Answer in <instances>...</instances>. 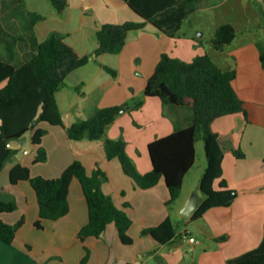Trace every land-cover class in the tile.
<instances>
[{
  "label": "crops",
  "instance_id": "1",
  "mask_svg": "<svg viewBox=\"0 0 264 264\" xmlns=\"http://www.w3.org/2000/svg\"><path fill=\"white\" fill-rule=\"evenodd\" d=\"M202 2L203 0L196 11L203 8ZM20 4L17 0H11L12 7L15 5L19 8ZM30 12L34 11L27 13ZM59 15L70 26L53 33L65 37L81 55L91 56L87 64L68 74L66 85L56 93L65 125L68 126L77 119H87L96 108L120 105L134 98L133 96L139 97L138 101H142V106H132L117 116L108 127L107 136L126 141L127 152L140 173L151 171L148 144L171 134L176 128H186L192 122L191 109H187L188 113L184 111L187 106L169 107L158 97L144 95L147 81L154 73L162 54L174 55L170 54V49L175 36L147 23L144 28L128 33L127 42L120 53H102L97 67H88L97 61V56L92 55L98 43L93 41L91 47L86 44L83 34L87 17L94 35L104 23L143 21V18L125 0H69L65 13ZM79 20L80 24L77 25L76 21ZM226 22L232 23L226 19L217 24L207 44L201 36L197 40L187 38L182 44L179 41L177 50L175 49L176 56L172 57L190 62L196 56L208 53L221 68H234L237 71L233 86L244 101L247 117L242 113L230 114L219 117L212 123L213 130L219 134L220 142L226 148L222 162L223 176L229 187L237 193L233 203L230 206L210 208L201 217L191 219L182 213L183 208L192 195L197 196L198 203L204 197L199 181L205 168L198 170L197 159L184 178L180 197L174 204L168 205L169 190L163 179L154 187L138 188L134 180L124 173L117 158L106 157L102 140H72L62 126L39 122L37 127L48 131L42 143L48 152L47 160L53 162L52 165H43V169L38 172V165H31L25 159L18 162L15 160L7 167V171L5 169L0 172L4 179L0 199L14 200L17 203V209L3 213L2 219L9 224L25 219L17 235L23 245L17 247L15 243L12 244L19 256L13 262L9 261V264H79L87 253L86 248L89 250L86 264H228L230 259L259 247L264 238V66L260 57L264 51V41L252 34L247 37L237 34L224 50H215L211 40L217 27ZM16 23L15 18L14 24ZM9 32L24 37L16 42L12 58L6 54L0 59L19 66L33 53V36L39 42L43 40L32 29L26 32ZM82 32L80 37H74ZM104 65L115 69L116 75L108 72ZM68 82L71 84L68 85ZM72 85L75 88L82 85L81 93L84 96L80 93L76 97L73 93L70 94L68 89ZM87 89L92 92L89 98ZM83 100H87V103L80 105ZM19 141L22 148L23 139ZM237 148L241 149L244 157L235 156L233 151ZM196 150L198 153L197 144ZM24 155L28 156L29 152ZM76 159L85 165L88 174L98 168L107 173L108 180L102 185L103 191L111 195L115 204L131 218L132 225L128 234L132 243L125 244L121 241L113 223L98 238L89 237L84 242L78 238L79 231L88 223L89 217L81 184L76 179L69 188L68 214L58 220H45L42 232L31 226L39 215L36 193L27 180L12 184L10 169L21 163L29 167L34 176L55 178ZM189 178H193V186L185 192ZM216 187L218 188V182ZM168 217L175 227V235L171 240L160 242L151 234L143 233L147 228L159 226ZM180 220L184 225L178 229L175 221ZM186 229L188 235L184 234ZM189 237H194V240Z\"/></svg>",
  "mask_w": 264,
  "mask_h": 264
},
{
  "label": "trees",
  "instance_id": "2",
  "mask_svg": "<svg viewBox=\"0 0 264 264\" xmlns=\"http://www.w3.org/2000/svg\"><path fill=\"white\" fill-rule=\"evenodd\" d=\"M24 2L25 0H17ZM59 14L65 13L69 0H50ZM143 21L104 23L96 31L98 47L96 56L102 53H120L132 30H139L147 23L156 26L171 36L181 28L183 22L199 7L201 0H125ZM264 3V0H263ZM30 25L44 19L42 14L30 12ZM236 27L229 22L217 27L211 43L215 50L222 51L237 36ZM22 35L7 31L0 22V41L4 43L8 56H14L15 44ZM33 53L19 66L0 59V171L5 162L19 149L7 146L12 139H22L31 132V141L36 146L35 162H43L48 152L43 146L47 130L37 127L39 122L62 126L72 140H102L108 159L117 158L126 175L131 177L141 189L154 187L161 179L169 190L168 205L174 204L181 195L183 181L197 159L196 144L204 141L206 167L201 175L199 187L203 199L198 203L191 219L201 217L208 209L230 206L237 193L230 188L223 176L225 147L219 134L213 130L215 119L230 114L242 113L247 117L244 101L233 86L237 71L223 69L208 53L196 56L192 61H184L163 53L144 89V95L158 97L169 107L189 106L192 109V122L186 128H176L169 135L159 137L148 144L152 170L140 173L126 150V141L107 136L108 127L117 116L131 108L129 102L120 105L96 108L87 119H79L66 126L59 108L56 93L65 85L66 77L73 70L87 64L91 56L81 55L69 44L65 37L53 33L39 42L33 36ZM264 66V51L261 53ZM113 75L116 70L104 65ZM193 98V101H187ZM142 106L135 101L134 108ZM235 156L244 157L241 149L233 151ZM12 184L27 180L34 189L39 215L35 221L37 228H43L45 220H58L70 211L69 188L76 179L81 184L88 208V223L81 228L78 238L84 242L89 237H100L107 226L113 223L121 241L132 243L128 230L132 220L126 211L119 208L111 195L103 191L102 185L108 180L105 171L98 168L88 174L80 160H74L59 177L47 178L32 175L30 168L21 163L15 164L9 172ZM218 182V188L216 183ZM17 209L14 200L0 199V241L11 244L17 238L25 222L21 218L15 224L6 223L1 215ZM160 242H167L175 235V227L168 217L159 226L143 230ZM226 237H220L225 239ZM79 264H86L89 250ZM228 264H264V238L259 247L228 261Z\"/></svg>",
  "mask_w": 264,
  "mask_h": 264
},
{
  "label": "rangeland",
  "instance_id": "3",
  "mask_svg": "<svg viewBox=\"0 0 264 264\" xmlns=\"http://www.w3.org/2000/svg\"><path fill=\"white\" fill-rule=\"evenodd\" d=\"M19 8H16L15 5H11V0H0V22L4 26V28L8 31L22 32L25 30L32 29L34 33L38 36L40 40H45L48 38L51 33L56 31H61L63 29H67L70 26L69 22H64L66 19L59 15L53 4L50 0H26L21 2ZM203 8L193 13L189 18H187L178 33L173 37L174 42L173 46L170 49V54H174L172 56H176V48L179 41L185 43L188 40H197L199 36L203 40L205 44H207L208 39L210 38V34L219 24L220 22H224L226 19L232 22L235 26H237L238 34L240 37H247L252 34L254 37H257L262 42L264 41V3L263 0H203L202 2ZM28 11H34L44 16V19L39 20L34 26L30 25V17L27 13ZM17 19L16 25L14 24L15 18ZM14 18V19H13ZM64 18V19H63ZM77 18V17H76ZM63 19V20H62ZM92 21V18H91ZM76 24H80V20ZM86 25L84 34L83 32L79 34H75L74 37H80L82 34L86 37V44L88 47L93 45V41L96 43L97 38L96 34L94 35L91 25H89V18H86L84 23ZM89 26V27H88ZM29 28V29H28ZM74 34L73 32H71ZM204 33V35H202ZM20 35V34H19ZM23 36V35H22ZM24 37V36H23ZM23 46V45H21ZM98 47V46H97ZM33 48V46H32ZM97 49V48H96ZM176 49V50H175ZM34 51V49H33ZM8 55L5 50L4 43L0 41V57H4ZM96 56L95 51H93L92 56ZM99 61H101L100 55L97 56V61L92 64L93 66L88 67H97ZM105 73V72H104ZM88 75V74H87ZM89 78V75L87 76ZM66 82V81H65ZM6 84V81L0 83V88H2ZM71 83L68 82V85ZM66 85V84H65ZM77 88V89H76ZM75 88L74 85L69 86L70 94L73 93L74 97L79 95H83L81 90H83V86H77ZM89 94L87 98L91 97L92 92L87 89ZM84 96V95H83ZM81 96L83 99H85ZM128 102L132 107L135 101H138L139 97L133 96ZM87 100H83L80 105H85ZM187 109H191L189 106L185 108V113ZM77 111L79 108L77 107ZM192 111V109H191ZM79 120V119H77ZM23 139V147L20 148L14 155L9 158L1 171H4L7 167L10 166L15 160L21 161L23 159L27 160L31 165H38L37 170L40 172L44 167L43 165H52L53 162H49L45 160L43 162H35L36 155V146L31 141V132H27ZM198 153H197V168L198 170L201 168H205L206 165V157H205V149H204V141L200 139L197 143ZM28 150L29 155H24V150ZM127 150V149H126ZM128 151V150H127ZM128 153V152H127ZM129 155V154H128ZM81 156V155H79ZM132 159L131 155H129ZM134 162V161H133ZM0 171V172H1ZM56 178V177H55ZM193 178H189L187 181V185L185 187V192L190 190L193 186ZM30 185V184H29ZM4 186L3 175L0 176V191H3L2 187ZM178 229L182 228L184 225L183 221H175ZM44 225V223H43ZM23 226V225H22ZM31 226L39 232L44 231L45 225L43 228H37L35 224H31ZM22 228V227H21ZM30 232V230L28 231ZM16 241V242H15ZM11 244L2 243V249H0V264H9L13 262V259H16L19 255H17L16 250L12 244L15 243L17 247L23 245V241L18 236L17 239ZM8 247V248H7ZM28 251V247H24ZM26 261V260H25Z\"/></svg>",
  "mask_w": 264,
  "mask_h": 264
},
{
  "label": "water",
  "instance_id": "4",
  "mask_svg": "<svg viewBox=\"0 0 264 264\" xmlns=\"http://www.w3.org/2000/svg\"><path fill=\"white\" fill-rule=\"evenodd\" d=\"M187 101H193V98H188ZM7 146L11 149H20L21 142L19 139H12L8 142ZM198 206V199L196 195H192V197L188 200L185 207L182 210V213L187 216L191 217Z\"/></svg>",
  "mask_w": 264,
  "mask_h": 264
},
{
  "label": "built area",
  "instance_id": "5",
  "mask_svg": "<svg viewBox=\"0 0 264 264\" xmlns=\"http://www.w3.org/2000/svg\"><path fill=\"white\" fill-rule=\"evenodd\" d=\"M27 153H28V151L25 150V151H24V154H27ZM184 234H185V235H188V231H187V229L185 230ZM189 239H190V240H194V237H189Z\"/></svg>",
  "mask_w": 264,
  "mask_h": 264
}]
</instances>
